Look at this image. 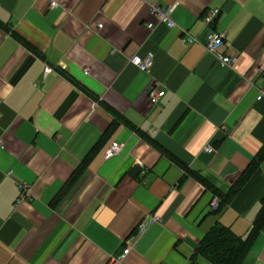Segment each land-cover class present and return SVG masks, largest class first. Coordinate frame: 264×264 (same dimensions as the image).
Segmentation results:
<instances>
[{
    "label": "crops",
    "instance_id": "1",
    "mask_svg": "<svg viewBox=\"0 0 264 264\" xmlns=\"http://www.w3.org/2000/svg\"><path fill=\"white\" fill-rule=\"evenodd\" d=\"M158 1L178 4L175 28L146 0H0V264H110L128 247L122 264H211L195 255L217 223L248 236L264 161L220 213L196 177L227 194L264 147V0ZM148 53L151 73L132 63ZM245 264H264V229Z\"/></svg>",
    "mask_w": 264,
    "mask_h": 264
},
{
    "label": "built area",
    "instance_id": "2",
    "mask_svg": "<svg viewBox=\"0 0 264 264\" xmlns=\"http://www.w3.org/2000/svg\"><path fill=\"white\" fill-rule=\"evenodd\" d=\"M150 7V11L152 16L157 20L158 23L165 24L168 28H175L177 26L174 18H173V11L174 8L178 5L177 3L170 6H162L158 0H146ZM52 6L56 7L57 3L52 2ZM220 10L214 9L211 10L206 17V22L208 24H211L218 16H219ZM101 27V25H100ZM148 29L152 30L155 28L154 24H148ZM225 40H226V33L221 32H212L207 35L206 38V49L208 52L216 54L218 53L224 46H225ZM184 43L186 44H193L197 42V40L193 37H185L183 39ZM219 64L221 67H231L235 64L237 61L236 56H230V55H220L219 56ZM154 60L155 56L153 53H148L145 57H136L132 60V63L136 65L140 70L151 73L153 67H154ZM259 74L262 78H264V63H262L259 66ZM89 71H86V74H88ZM165 91L152 87L148 91V97L150 100V103L153 106H156L160 103V101L164 98ZM258 101L264 100V89L261 90L260 95L257 98ZM123 149V145L114 143L111 145V147L106 152V159L113 158L114 156L120 154V152ZM206 151L209 153H212L214 149L212 147H207ZM19 196L18 201L21 202L25 200V198L30 194V189L27 186L20 185L18 187ZM220 207V201L215 198L212 203V209L214 211L218 210ZM161 219L159 217H149L148 219L144 220L142 224L139 227V234H143L147 227H149L152 223L156 221H160ZM132 248L128 247L126 248L121 255H118L116 257H112L110 260V264H122L126 257L131 252Z\"/></svg>",
    "mask_w": 264,
    "mask_h": 264
},
{
    "label": "trees",
    "instance_id": "3",
    "mask_svg": "<svg viewBox=\"0 0 264 264\" xmlns=\"http://www.w3.org/2000/svg\"><path fill=\"white\" fill-rule=\"evenodd\" d=\"M263 161L264 147L255 157L248 169L242 173L234 187L227 194H223L216 190L202 177H196L206 186L208 190H212L215 196L219 198L220 208L216 213H220L229 205L231 200L246 185ZM263 229L264 205L256 217L246 238L238 236L231 228L226 227L221 223H217L200 241L195 256L203 257L211 264H245L253 244L255 243L258 236L262 233Z\"/></svg>",
    "mask_w": 264,
    "mask_h": 264
}]
</instances>
